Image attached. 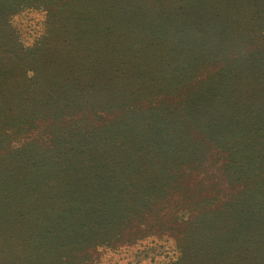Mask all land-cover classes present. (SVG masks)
<instances>
[{
	"label": "trees",
	"instance_id": "trees-1",
	"mask_svg": "<svg viewBox=\"0 0 264 264\" xmlns=\"http://www.w3.org/2000/svg\"><path fill=\"white\" fill-rule=\"evenodd\" d=\"M246 1L259 6L0 0V264H74L115 247L114 230L129 243L130 210L188 199L190 187L217 189L205 205L228 199L197 230L172 227L177 244L192 235L180 264H264V24L234 38ZM25 9L65 22V36L51 28L45 43L42 25L22 41L12 21ZM13 236L34 259L8 251Z\"/></svg>",
	"mask_w": 264,
	"mask_h": 264
},
{
	"label": "rangeland",
	"instance_id": "rangeland-1",
	"mask_svg": "<svg viewBox=\"0 0 264 264\" xmlns=\"http://www.w3.org/2000/svg\"><path fill=\"white\" fill-rule=\"evenodd\" d=\"M259 6L254 7V1H246L239 2L238 5H241L243 9L247 10V15L241 18H235V22L239 23L241 27V31H238L236 36L234 37L240 42L243 43L245 35L249 36L250 29L254 27H260L264 24V0H257ZM255 12V14H254ZM230 18H227L225 21H230ZM13 26L19 29L20 36L22 37V41L26 43L33 42L37 32L41 29V26H45V32L42 33L45 36L46 41H50V32L51 28H58L54 34H63L65 36V25L63 23H54L52 26H48V17L42 11H35L30 9H25L24 12L19 15L14 16L13 18ZM51 23V21H50ZM154 25V24H152ZM155 26V25H154ZM172 26V25H168ZM167 26V27H168ZM179 31L183 30L184 25L180 23ZM143 29H148L149 31L153 30V27L145 26ZM177 32V31H176ZM185 32L192 31H183L172 33L168 32L166 38L168 39L170 36L174 34H184ZM163 33V32H162ZM40 34V33H38ZM41 36V35H40ZM39 36V37H40ZM41 37V38H42ZM68 37V36H67ZM200 46V44H197ZM142 56L139 55V57ZM139 57H135L132 60H139ZM1 59V55H0ZM2 60H5L2 58ZM86 61H90L89 57L85 58ZM4 66V65H3ZM27 69H32V66L28 64L23 65ZM11 68V67H9ZM17 70V67L15 68ZM25 70V69H24ZM31 72V71H30ZM206 71H203L199 74L198 81L202 82L205 80ZM16 91H14L11 95H13ZM64 125H69V118L66 117L64 120ZM12 132V131H11ZM9 136L10 134L7 133ZM12 143H15V140H11ZM11 144V147L14 145ZM4 150L0 148V159H3ZM188 180V179H187ZM187 180L185 182L187 183ZM187 185V184H186ZM223 184L220 183L217 185L221 187ZM1 186V185H0ZM3 186L0 187V199L3 200V195L6 193L4 191ZM215 191H211L210 196L208 192L197 193L190 187V192L187 193L191 196L188 199H185V195L181 193H176L175 195H171L173 202H161L157 198L152 199L151 210L140 211L139 213H134L130 210L127 215L128 218L131 217L133 219L132 224L129 228H125L123 232V238L128 237L129 243H122L121 236H119L118 230H114L116 235L113 243L115 247H110L108 245H104L101 248L95 247L88 250H84L78 252L75 255V259L73 261L74 264H180V260L184 253L188 251V246L191 244L192 235L188 231L186 233L185 239L183 241H179L177 244V237L171 235L172 227L176 228H185L184 233L190 228L196 229L198 226L202 227L198 220L203 217V214L208 212H214L213 210L220 209L222 204L227 201L228 197H220L222 194L220 193L217 200H211V203H205L202 201L206 198H211L217 193V189L214 188ZM119 191V189H118ZM117 191V192H118ZM225 193V192H224ZM223 193V194H224ZM223 196V195H222ZM125 198L129 201L138 200L136 195L133 197L125 196ZM188 200L187 202H185ZM1 205V204H0ZM134 205H138L136 201H134ZM119 210V209H118ZM191 217L192 225L190 223H178L179 219L182 217ZM187 220V218H186ZM155 225L154 227H152ZM134 226L139 228H133ZM151 227L150 231L149 228ZM196 227V228H195ZM132 228V229H131ZM3 229V228H2ZM144 230L142 233L132 234L137 230ZM197 230V229H196ZM121 231V230H120ZM13 232V230L11 231ZM198 232V231H197ZM183 233V234H184ZM4 234L3 230H0V235ZM140 236V237H138ZM16 237L8 239L5 244L8 251L12 254H15L14 257L24 258V259H34V257H26L25 252H22L18 246V243L14 240ZM88 256V259L85 257ZM92 262H89L91 261ZM47 263V262H46ZM48 264H53V261L48 262Z\"/></svg>",
	"mask_w": 264,
	"mask_h": 264
}]
</instances>
